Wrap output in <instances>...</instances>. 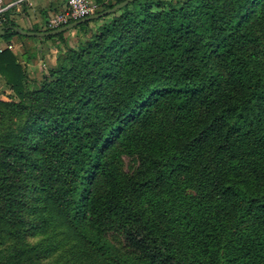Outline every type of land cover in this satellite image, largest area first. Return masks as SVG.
<instances>
[{
  "label": "trees",
  "instance_id": "trees-1",
  "mask_svg": "<svg viewBox=\"0 0 264 264\" xmlns=\"http://www.w3.org/2000/svg\"><path fill=\"white\" fill-rule=\"evenodd\" d=\"M44 39L37 78L0 51V264H264V0H135Z\"/></svg>",
  "mask_w": 264,
  "mask_h": 264
},
{
  "label": "crops",
  "instance_id": "crops-1",
  "mask_svg": "<svg viewBox=\"0 0 264 264\" xmlns=\"http://www.w3.org/2000/svg\"><path fill=\"white\" fill-rule=\"evenodd\" d=\"M18 0H5L3 1L4 5L12 6L7 9L3 14H9L10 18L14 21L15 26H13V30L15 28H20L24 31H31L33 27H39L43 29V24L46 17L55 11L61 10L64 7V0H22L17 2ZM58 7L56 10L55 8ZM0 26H4V33L0 34V48L6 49L9 46L14 53L19 56V59L22 61L25 56L24 52L28 50H35L32 52H36V54L41 51V47L49 46L50 43H54L52 40H45L41 37H32L31 39H25L19 37L20 35H9L4 37L7 30H9V26H5L0 24ZM24 36V35H23ZM35 38V39H34ZM34 39V40H33ZM33 40V41H32ZM57 45V44H56ZM23 56V57H22ZM24 62V61H23ZM36 60H31L26 63L29 76L34 78V74L36 75ZM2 91L0 99H7L11 95V91L6 86L4 80L0 76V92ZM6 94L7 96L3 95Z\"/></svg>",
  "mask_w": 264,
  "mask_h": 264
},
{
  "label": "built area",
  "instance_id": "built-area-1",
  "mask_svg": "<svg viewBox=\"0 0 264 264\" xmlns=\"http://www.w3.org/2000/svg\"><path fill=\"white\" fill-rule=\"evenodd\" d=\"M22 0H18L20 2ZM64 8L50 13L43 24V30H55L66 26L72 22L90 17L97 13L98 3L96 0H64ZM11 5H4L3 0H0V23L4 21L3 13L9 9ZM8 48H11L10 46ZM3 49L0 48V51Z\"/></svg>",
  "mask_w": 264,
  "mask_h": 264
},
{
  "label": "water",
  "instance_id": "water-1",
  "mask_svg": "<svg viewBox=\"0 0 264 264\" xmlns=\"http://www.w3.org/2000/svg\"><path fill=\"white\" fill-rule=\"evenodd\" d=\"M135 0H125L121 3L116 4L114 7L107 9L103 12L100 13H95L93 15H91L90 17L81 19L79 21L76 22H72L66 26H63L59 29H55V30H51V31H41V32H33V31H24L20 28H15V30L20 34V35H24L27 37H41V38H45L48 36H54V35H58L60 33L66 32L68 30L73 29L74 27H77L78 25L85 23V22H89V21H93L99 18H102L104 16L110 15L116 11H118L119 9L123 8L124 6H126L127 4H129L130 2H133ZM4 26H0V34L4 33Z\"/></svg>",
  "mask_w": 264,
  "mask_h": 264
},
{
  "label": "rangeland",
  "instance_id": "rangeland-1",
  "mask_svg": "<svg viewBox=\"0 0 264 264\" xmlns=\"http://www.w3.org/2000/svg\"><path fill=\"white\" fill-rule=\"evenodd\" d=\"M5 1V0H3ZM98 10H101V5L98 4ZM58 8V7H57ZM64 8V7H63ZM76 32L71 33L69 36L67 35V37H69V44L71 46L75 45L76 43ZM35 39V38H34ZM33 39V40H34ZM32 40V41H33ZM64 47L62 43H57V45L55 43H50L49 46L46 47H41V51H39L38 54H36V69L37 71H46L47 67L52 66L55 64L56 62V58H57V54H58V49ZM31 51H35V50H31ZM28 69V68H27ZM40 77V75L37 76V74H34V78ZM3 79V78H2ZM2 91L0 92V97H1ZM5 96H7L5 93L3 94ZM40 238V236H37L35 238H33L32 240L37 241Z\"/></svg>",
  "mask_w": 264,
  "mask_h": 264
}]
</instances>
